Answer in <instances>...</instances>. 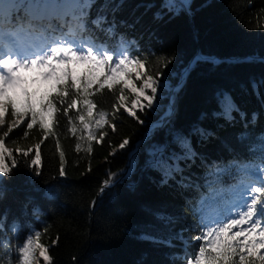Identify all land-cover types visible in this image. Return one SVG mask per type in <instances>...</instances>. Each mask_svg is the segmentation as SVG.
I'll return each mask as SVG.
<instances>
[{
  "label": "trees",
  "instance_id": "16d2710c",
  "mask_svg": "<svg viewBox=\"0 0 264 264\" xmlns=\"http://www.w3.org/2000/svg\"><path fill=\"white\" fill-rule=\"evenodd\" d=\"M164 3L94 0L90 18H102L100 26L75 37L143 61V78L157 81L151 107L141 98L144 107L135 109V117L122 105L115 110L122 85L105 87L91 97L94 115L110 113L109 124L97 132L98 138L106 133L102 141L89 142L77 110L66 114L59 104L54 119L46 117L52 123L47 135L38 124L28 130L26 117L5 137L13 156L6 158L10 171L0 174V264H23L28 238L34 241L31 264H190L202 243L196 239L202 217L223 211L240 186L264 175V86L258 98L249 83L264 77V63L235 60L264 57V0H191L190 11L178 15ZM52 23L65 32L71 26L70 19ZM198 53L220 59L192 62ZM133 83L142 86L136 75ZM224 92L239 109L232 119L221 109ZM123 95L131 107L136 94L124 88ZM77 109L82 111L79 102ZM13 119L10 109L0 136ZM124 139L129 143L121 149ZM182 139L190 141L191 151ZM141 141L132 172L117 182ZM37 151L40 162L33 165ZM106 182L114 183L103 189Z\"/></svg>",
  "mask_w": 264,
  "mask_h": 264
},
{
  "label": "snow or ice",
  "instance_id": "6c2138e0",
  "mask_svg": "<svg viewBox=\"0 0 264 264\" xmlns=\"http://www.w3.org/2000/svg\"><path fill=\"white\" fill-rule=\"evenodd\" d=\"M93 7L94 0H0V125L5 124V117L10 109L11 116L15 118L7 131L0 136V173L10 171L6 158L13 156V152L5 147V137H8L15 126L24 123L26 117L30 118V122L26 124L28 130L38 124L47 135L51 132L52 123L46 117L54 119L60 111L58 104L64 108L66 114L77 110V119L87 133V140L91 142L97 139L102 141L106 133H102L98 138L97 132L109 124L110 113L98 111L94 115L93 110L97 109V104L91 98L105 87L111 91L117 85H122L118 97L120 103L113 106L115 110H118L126 99L123 95L124 88H130L136 94L131 107L123 105L131 116H136L137 107L143 110L141 98L147 101L148 107L152 106L157 92V81L150 75L143 78V61L129 58L122 51L113 55L115 50L103 43L98 44L83 38L79 41L75 39L78 34L87 31L89 26H100L102 18H90ZM163 7L178 15L180 12L190 11L191 0H165ZM69 19L71 26L67 32L64 26L52 23L53 20H63L67 23ZM6 27L9 29L7 32ZM13 28L16 31H11ZM107 31L111 32L112 29ZM55 33H60V36ZM21 34L34 37V41L21 42L18 38ZM5 37L19 49L15 52L17 59L12 58L13 53L5 54L3 51L2 41ZM237 62L264 63V57H244ZM131 72H135L136 78L142 80L140 88L125 78V74ZM249 83L253 93L260 98L264 77L259 80L253 78ZM148 90L152 95L146 94ZM70 92L76 98L69 99ZM221 97L223 115L232 119L233 111L239 112V109L229 93H221ZM78 102L82 111L77 109ZM69 123L72 125L70 131L75 134V123L71 119ZM111 127L115 131V125ZM199 131L205 134L203 129ZM261 135L264 136V133ZM128 143V139H124L119 147L123 149ZM181 146L191 151L190 141L187 139L181 140ZM39 147L37 144L36 148ZM79 147L77 144V149ZM87 151L92 152L91 143ZM60 157L63 159V151L60 152ZM39 162L40 154L37 151L31 164L36 165ZM11 163L15 166L16 160L12 159ZM168 175L169 173H165L162 184L167 183ZM262 197L264 175L246 185L238 198L229 202L223 211L202 217L205 231L196 237L202 243L190 264H264ZM233 209L236 211L233 212ZM36 238L38 240L39 236ZM40 247V255L48 261L50 258L47 249ZM22 252L23 264H31V255L34 252V241L31 238L27 239Z\"/></svg>",
  "mask_w": 264,
  "mask_h": 264
},
{
  "label": "water",
  "instance_id": "95a60500",
  "mask_svg": "<svg viewBox=\"0 0 264 264\" xmlns=\"http://www.w3.org/2000/svg\"><path fill=\"white\" fill-rule=\"evenodd\" d=\"M254 56H258V55H254ZM254 56H250V57H254ZM201 58H206V59H209V60L220 59V58H219L218 56H216V55H213V56H206V55H203V54H201V53H198V54L194 57V59L192 60V62H193L194 60L201 59ZM241 58H244V57H236L235 60L238 61V60H240ZM192 62H191V63H192ZM188 73H189V66L185 69V71H184V73H183V75H182L181 81H180V83H179V87L182 85V81L186 78V76H187ZM173 112H174V106H173V104H172V102H171V103H170V112H169V114L172 115ZM141 144H142V141L140 142V145H139V146L133 151V153H132V155H131V158H130V161H129V164L131 163L132 158H134L135 155L137 154V152L139 151V149H140V147H141ZM132 170H133V169H132ZM132 170L129 171V168H128V169L126 170L125 175L122 176V177H120V178L117 180V182H121L126 176H128V175L132 172ZM113 183H114V182H112V183L106 182V183L104 184V186H103V189H104V188H107L108 186H111ZM97 200H98V198L95 200V202H96Z\"/></svg>",
  "mask_w": 264,
  "mask_h": 264
},
{
  "label": "rangeland",
  "instance_id": "374dc122",
  "mask_svg": "<svg viewBox=\"0 0 264 264\" xmlns=\"http://www.w3.org/2000/svg\"><path fill=\"white\" fill-rule=\"evenodd\" d=\"M19 38V40L21 41V42H23V43H28L30 40H29V37H26V36H23L22 34L18 37ZM8 41H10L9 39H8ZM14 45V44H13ZM37 45H39V42H37ZM125 53H128V52H125ZM133 59H136V58H133ZM184 73V72H183ZM134 75H135V72H131L130 74H127V75H125V78H127V79H130L132 82H133V77H134ZM182 78V77H181ZM180 83V82H179ZM134 84V83H133ZM178 87H179V84L177 85ZM181 87V86H180ZM125 101V105H126V99L124 100ZM169 112H170V110H169ZM155 124H164L163 122H159V123H155ZM1 174V173H0ZM248 184H250V183H247V184H243L242 186H240L241 188L239 189V190H237V198H238V195L239 194H241L242 192H243V190L245 189V187H246V185H248ZM227 206H225L224 207V209L226 208ZM236 211V209H233V212H235ZM218 211H213V210H211V211H209V213L207 214V216L206 217H209V216H212V215H214L215 213H217ZM220 212V211H219ZM201 228H202V232L203 231H205V229H204V227H203V225L201 224ZM37 245H38V247H37V249H41V247L40 246H43L40 242H37L36 243ZM43 248H44V246H43Z\"/></svg>",
  "mask_w": 264,
  "mask_h": 264
},
{
  "label": "bare ground",
  "instance_id": "6f19581e",
  "mask_svg": "<svg viewBox=\"0 0 264 264\" xmlns=\"http://www.w3.org/2000/svg\"><path fill=\"white\" fill-rule=\"evenodd\" d=\"M125 105V101L122 102V106ZM133 164H134V158H132L131 163L129 164V171L133 169Z\"/></svg>",
  "mask_w": 264,
  "mask_h": 264
}]
</instances>
